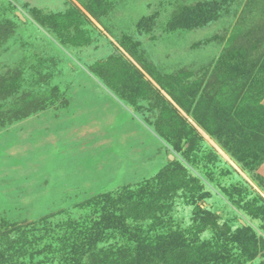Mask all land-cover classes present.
I'll return each instance as SVG.
<instances>
[{
    "label": "rangeland",
    "instance_id": "obj_1",
    "mask_svg": "<svg viewBox=\"0 0 264 264\" xmlns=\"http://www.w3.org/2000/svg\"><path fill=\"white\" fill-rule=\"evenodd\" d=\"M264 0H0V264H264Z\"/></svg>",
    "mask_w": 264,
    "mask_h": 264
},
{
    "label": "crops",
    "instance_id": "obj_2",
    "mask_svg": "<svg viewBox=\"0 0 264 264\" xmlns=\"http://www.w3.org/2000/svg\"><path fill=\"white\" fill-rule=\"evenodd\" d=\"M264 102V100H263ZM257 172L264 177V162L258 167Z\"/></svg>",
    "mask_w": 264,
    "mask_h": 264
},
{
    "label": "trees",
    "instance_id": "obj_3",
    "mask_svg": "<svg viewBox=\"0 0 264 264\" xmlns=\"http://www.w3.org/2000/svg\"><path fill=\"white\" fill-rule=\"evenodd\" d=\"M263 162H264V161H263ZM263 162H262V163H263ZM262 163H261V164H262ZM261 164H260V165H261ZM260 165H259V166H260Z\"/></svg>",
    "mask_w": 264,
    "mask_h": 264
}]
</instances>
